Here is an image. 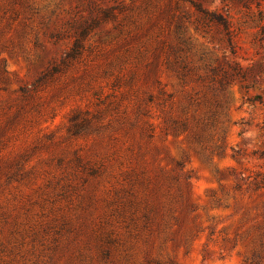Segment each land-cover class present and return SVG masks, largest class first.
<instances>
[{"label": "rangeland", "instance_id": "374dc122", "mask_svg": "<svg viewBox=\"0 0 264 264\" xmlns=\"http://www.w3.org/2000/svg\"><path fill=\"white\" fill-rule=\"evenodd\" d=\"M0 264H264V0H0Z\"/></svg>", "mask_w": 264, "mask_h": 264}, {"label": "trees", "instance_id": "16d2710c", "mask_svg": "<svg viewBox=\"0 0 264 264\" xmlns=\"http://www.w3.org/2000/svg\"><path fill=\"white\" fill-rule=\"evenodd\" d=\"M197 9L202 13V19L203 20H208L212 21L213 19L217 21H221L223 28L228 31V22L224 19H222L220 16H214V15H209L205 10L201 9L199 6H197Z\"/></svg>", "mask_w": 264, "mask_h": 264}]
</instances>
